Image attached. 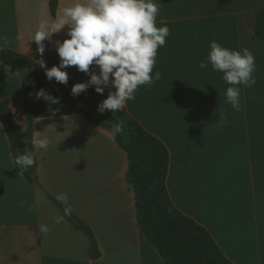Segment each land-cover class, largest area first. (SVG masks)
<instances>
[{
  "label": "crops",
  "instance_id": "crops-1",
  "mask_svg": "<svg viewBox=\"0 0 264 264\" xmlns=\"http://www.w3.org/2000/svg\"><path fill=\"white\" fill-rule=\"evenodd\" d=\"M76 2L83 0H0V34L10 41L0 49L39 60L32 42L39 24L55 23ZM154 2L156 26L170 30L153 68L161 79L150 90L141 86L118 113L91 120L39 118L30 125L22 77L0 65V102L11 108L23 131L32 126L33 138L49 140L47 151L34 149L37 181L29 184L0 121V264H166L138 226L127 154L105 127L123 124L127 145L128 117L167 147V188L176 208L206 228L232 263L264 264V41L255 38L264 0ZM66 32L67 26L44 42L49 69L59 63L56 44L68 38ZM213 40L232 50L247 48L255 57L256 84L241 86L240 111L225 102L230 85L223 74L211 65L198 67ZM65 71L69 80L90 79L75 66ZM62 193L72 214L91 228L101 254L97 260L85 233L66 218L53 223L54 216L63 215L58 203L65 205L56 199ZM41 224L50 231L38 232Z\"/></svg>",
  "mask_w": 264,
  "mask_h": 264
},
{
  "label": "clouds",
  "instance_id": "clouds-1",
  "mask_svg": "<svg viewBox=\"0 0 264 264\" xmlns=\"http://www.w3.org/2000/svg\"><path fill=\"white\" fill-rule=\"evenodd\" d=\"M158 14L159 7L154 0L76 2L73 6L65 7L55 23L39 24L32 42L37 45L36 51L41 58L35 63L44 69L49 82L54 80L64 85L69 80L65 69L75 66L79 72L89 75L90 79L73 85L71 94L78 96L91 87L103 96L105 89H109L107 97L98 104V112L103 114L110 110L114 114L118 113L128 101L136 99V92L141 86L150 90L161 79L159 71L153 75V68L157 63L158 50L165 46L170 30L167 25L156 26ZM66 26L68 38L57 42L55 49L59 63L49 69L43 59L44 42ZM9 43L8 37L0 34V45ZM209 65L212 71L222 73L223 81L230 85L225 91V102L235 111H240L241 86L251 88L256 84L253 53L247 48L232 50L213 40L206 59L201 60L198 67L203 70ZM90 66L98 68V74L95 69L90 71ZM31 95L33 94L30 93ZM34 95L38 101L59 103L58 98L44 89ZM123 130V124L118 123L110 129V134L116 137ZM31 144L36 150L47 151L49 140L47 137L33 138ZM35 163V153L27 148L15 157L20 174L27 172ZM56 199L65 205L63 215L52 218L53 223L59 225L65 222V217L72 214V207L66 193L58 195ZM49 231L46 224L38 226L40 233Z\"/></svg>",
  "mask_w": 264,
  "mask_h": 264
},
{
  "label": "trees",
  "instance_id": "trees-1",
  "mask_svg": "<svg viewBox=\"0 0 264 264\" xmlns=\"http://www.w3.org/2000/svg\"><path fill=\"white\" fill-rule=\"evenodd\" d=\"M54 13V9L52 8ZM255 38L264 41V10L256 13ZM0 65L17 71L23 81L24 110L30 125L35 119L80 115L91 120L98 112V104L107 97L89 88L78 96L71 88L80 81L68 80L67 85L49 82L44 70L31 58L11 49H0ZM40 89L59 99L58 104L36 100ZM30 93L33 95L30 96ZM106 112H112L106 110ZM0 121L9 137L14 161L27 148L34 152L32 126L23 131L6 104L0 102ZM109 130L110 126H105ZM128 144L121 134L115 138L128 158L127 182L133 187L136 199L137 222L143 234L166 264H234L223 253L209 232L179 211L170 197L167 177L170 154L158 138L150 134L136 119L127 118ZM19 169V168H18ZM20 170V169H19ZM29 184H35V165L23 173ZM58 206L64 212L60 203ZM73 227L85 233L91 243L90 256L97 260L100 250L90 227L71 214L65 217ZM1 225V224H0Z\"/></svg>",
  "mask_w": 264,
  "mask_h": 264
},
{
  "label": "water",
  "instance_id": "water-1",
  "mask_svg": "<svg viewBox=\"0 0 264 264\" xmlns=\"http://www.w3.org/2000/svg\"><path fill=\"white\" fill-rule=\"evenodd\" d=\"M93 121H95L96 123H101L98 119H93Z\"/></svg>",
  "mask_w": 264,
  "mask_h": 264
},
{
  "label": "rangeland",
  "instance_id": "rangeland-1",
  "mask_svg": "<svg viewBox=\"0 0 264 264\" xmlns=\"http://www.w3.org/2000/svg\"><path fill=\"white\" fill-rule=\"evenodd\" d=\"M107 115V114H106ZM113 122V121H112ZM111 126H113V125H111ZM126 133V132H125ZM121 134V133H120ZM127 135V134H126ZM122 136V135H121Z\"/></svg>",
  "mask_w": 264,
  "mask_h": 264
}]
</instances>
